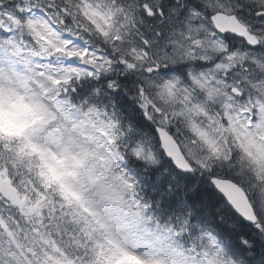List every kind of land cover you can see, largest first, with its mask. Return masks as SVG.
Instances as JSON below:
<instances>
[{"label":"snow or ice","instance_id":"obj_1","mask_svg":"<svg viewBox=\"0 0 264 264\" xmlns=\"http://www.w3.org/2000/svg\"><path fill=\"white\" fill-rule=\"evenodd\" d=\"M0 264H264V0H0Z\"/></svg>","mask_w":264,"mask_h":264}]
</instances>
